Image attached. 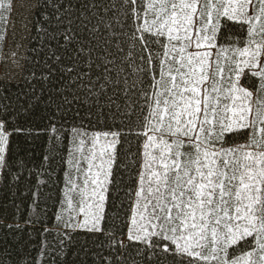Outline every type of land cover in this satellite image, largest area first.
<instances>
[{
	"label": "snow or ice",
	"instance_id": "snow-or-ice-1",
	"mask_svg": "<svg viewBox=\"0 0 264 264\" xmlns=\"http://www.w3.org/2000/svg\"><path fill=\"white\" fill-rule=\"evenodd\" d=\"M15 3L0 0V41L10 24L5 12L14 11ZM109 4L107 11L122 9L128 23L121 18L118 30L108 26L99 53V29L85 23V43L74 57L84 66L66 72L70 91L83 86L76 97L101 107L107 96L106 110L118 122L99 134L82 126L75 131L51 126V140H69L72 159L65 164L71 167L61 201L66 211L47 228L54 239H42L38 254L22 259L54 264L67 255L72 233L82 232L106 236L101 247L115 252L111 264L130 247L148 264H264V0ZM56 22L63 24L59 15ZM65 39L78 43L70 27ZM117 90L128 93L119 104ZM72 103L65 94L60 106ZM8 108L0 104V175L5 176L11 174L10 138L24 134L9 128ZM126 141L137 150H129L124 165L117 162L116 149ZM114 167L132 171L130 191L123 194L130 231L120 239L124 234L102 227V210L115 189ZM35 205L34 194L33 211ZM5 227L24 226L18 220L0 222ZM101 259L109 264L108 256Z\"/></svg>",
	"mask_w": 264,
	"mask_h": 264
},
{
	"label": "trees",
	"instance_id": "trees-1",
	"mask_svg": "<svg viewBox=\"0 0 264 264\" xmlns=\"http://www.w3.org/2000/svg\"><path fill=\"white\" fill-rule=\"evenodd\" d=\"M116 3L117 0H112V4ZM17 4L18 11L13 14L16 24L8 36V40L12 36V46L10 43L5 49V40L0 41V104L9 105L6 110L9 128L18 127L24 134L10 138L11 174L0 175V222L8 225L18 220L24 227L22 231L0 228V264H25L22 257L37 255L42 239H54L48 235L47 228L57 223L55 218L61 211H66L61 202L64 199L62 188L67 179L66 168L71 165L66 166L65 158L70 161L72 157L67 151V136H61L63 143L50 139L47 133L51 126L55 124L73 131L82 126L90 130V134H99L118 122L112 120L110 111L106 110L107 96L101 101V107H94L90 98L76 97L83 86L70 91L72 81L66 69L71 66L78 70L84 66L74 60L79 44L85 43L84 24L99 29L95 33L99 53V46L105 44L108 26L118 30L117 21L121 18L128 23L127 15L121 17L122 9H113L115 14L107 11L111 7L109 0H18ZM93 4L95 7H89ZM8 14L6 11L5 15ZM57 15L63 24L56 22ZM69 18L71 25H68ZM69 27L78 43L65 39ZM5 31L6 27L3 35ZM65 94L73 103L60 106ZM127 94V91L117 90V104ZM129 150L135 153L137 145L126 141L123 148L117 147L118 163L130 162ZM113 173L115 189L110 190L109 201L102 210L106 220L102 227L124 234L117 237L120 239L126 238L130 231L129 206L123 202V194L130 191L132 171L114 167ZM34 194L35 211L30 207ZM33 221L35 227L31 226ZM58 235L56 232L55 236ZM105 239V235L96 234L93 238L91 233L74 232L71 245L66 248L67 255L55 259L54 264H103L101 256H108L111 264L116 254L110 247H101ZM122 251L125 254L118 258L117 264H148L135 247Z\"/></svg>",
	"mask_w": 264,
	"mask_h": 264
},
{
	"label": "rangeland",
	"instance_id": "rangeland-1",
	"mask_svg": "<svg viewBox=\"0 0 264 264\" xmlns=\"http://www.w3.org/2000/svg\"><path fill=\"white\" fill-rule=\"evenodd\" d=\"M17 1L18 0H16L14 11H9V14H8V17H10V24H6L5 25V27H6V31H5V35H4V40L5 41L3 43V45H5L3 48H5V49H6V47L10 46V43H11V46H12V36H10V40H8V36H9V32L11 31V29L14 30V27H15V24H16L17 18H15V20H14L13 14H15V12L17 13V11H18L19 4H17Z\"/></svg>",
	"mask_w": 264,
	"mask_h": 264
}]
</instances>
